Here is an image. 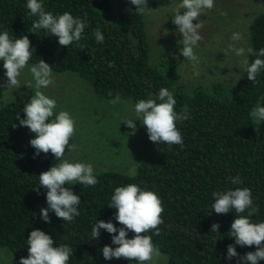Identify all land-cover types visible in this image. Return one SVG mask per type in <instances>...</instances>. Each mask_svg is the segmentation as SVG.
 Wrapping results in <instances>:
<instances>
[{
    "label": "trees",
    "instance_id": "trees-1",
    "mask_svg": "<svg viewBox=\"0 0 264 264\" xmlns=\"http://www.w3.org/2000/svg\"><path fill=\"white\" fill-rule=\"evenodd\" d=\"M167 2L154 0L153 4ZM42 3L54 16L67 11L86 20L87 26L79 42L61 46L58 37L45 29L29 31L38 17L29 14L27 0H0V32L7 30L12 39L29 37L33 51L28 63L37 64L43 59L57 73L77 74L103 97L119 94L120 98L138 102L156 98L161 88H167L176 100L175 111L179 113L186 105L190 118L176 121L184 146L157 144L158 156L141 160L133 175L105 170L94 173L98 180L95 186L79 182L65 185L80 196V215L67 222L50 210L49 223L40 218V209L47 207V189L39 186V174L60 160L51 152H41L33 158L35 149L30 140L35 133L19 126L16 119L18 114L24 118V105L14 101L2 105L0 248L10 249L20 262L21 257L28 256L30 232L38 228L53 238L54 247L67 244L72 248L68 264H137L103 257L104 245L117 247L106 230L101 229L98 240L91 239L97 220H111L118 229L122 227L115 219L117 209L108 204L116 187L136 184L142 190L154 191L161 199L164 211L159 234L150 230L145 235L151 236L153 245L166 255L169 264H237L238 257L227 259L229 244L240 256L255 251V245L240 246L230 236L232 222L237 215L246 216L247 210L242 214L234 210L216 214L212 210V193L237 187L251 189L253 204L259 211L250 220L264 221V136L250 116L264 97V69L258 74L257 83L249 81L244 70L233 93L221 81L209 86L185 82L180 80L178 64L170 55L164 54L154 62L146 10L144 14L137 13L131 0ZM97 28L104 36L102 44L95 40ZM245 46L254 51L264 48V10L251 20ZM245 56L249 63L256 58L247 50ZM69 144H73L71 139ZM237 175L242 181L238 185L230 179ZM37 187L39 193L34 190ZM214 222L219 224L217 232H211ZM133 235L128 232V238ZM258 264H264V260Z\"/></svg>",
    "mask_w": 264,
    "mask_h": 264
},
{
    "label": "clouds",
    "instance_id": "clouds-1",
    "mask_svg": "<svg viewBox=\"0 0 264 264\" xmlns=\"http://www.w3.org/2000/svg\"><path fill=\"white\" fill-rule=\"evenodd\" d=\"M135 5L136 12L144 14L148 8L147 0H131ZM29 14L37 16L33 21L30 32L36 33L40 29L47 30V33L58 37V43L61 46L68 47L74 41L79 42L82 38L87 22L84 19L74 17L70 12H64L60 15L45 10L42 0H27L26 4ZM214 7V0H182L177 5L176 14L173 23L177 26L179 33L182 34V45L180 49L185 59L196 61L198 57L194 53V46L203 39L199 30L203 28V23L198 18L205 9L211 10ZM183 9V13L180 11ZM182 13V14H181ZM198 21L193 23V21ZM97 43L104 42V36L99 28L94 32ZM242 34L233 32L232 41H240ZM229 48L235 52L236 56H244V47ZM33 48L27 35L19 36L15 39L10 38L7 30L0 32V60H3V68L7 77L6 87H20L19 77L22 71L28 67ZM247 52L256 56L254 61L249 63L245 58L241 67L247 73V79L257 83V76L261 69H264V48L254 51L248 48ZM226 53V52H225ZM227 54V53H226ZM110 66H114L110 64ZM32 75L34 83L27 85L34 90L29 102L23 107L24 118L18 114L19 126H26L35 137L30 140L31 146L35 149L34 157L41 152L48 154L51 152L56 160L62 162L51 166L48 170L39 174V186L46 188L47 207L40 209V218L50 223L49 211L55 213L63 221L71 222L80 215L78 205L81 198L74 193L71 187H65V184H80L86 186H95L98 183L94 175V167L91 163L70 162L63 159L65 150L68 148L75 151L77 145L69 144L70 139L75 134V121L70 113L61 110L55 113L57 102L55 98H50L41 89H46L54 83L52 76V66L45 60L40 59L39 63L33 64L28 68ZM157 100L159 102H157ZM120 97L110 101L112 104L119 103ZM176 100L173 94L167 88H161L156 98L141 99L135 103V119L122 120L135 134L137 125L134 120H140L146 127L150 141L159 144L161 142L172 145L177 144L183 147V139L180 131L176 127V121H185L190 118L187 106H183L178 113L175 111ZM259 124L264 121V106L256 105L250 113ZM54 117V118H53ZM14 128L16 124L12 125ZM233 184H241L242 181L237 175L231 177ZM34 190L39 193V187ZM215 198L212 210L216 214H226L234 210L236 214H242L247 210V215H237L231 224L230 233L235 239V244L240 246H256L255 251H249L240 256L233 244L227 245V259L238 257L237 264H258L264 260V221L253 223L250 217L258 213L259 208L253 204L251 189L247 187H237L226 191H214ZM109 207H115V219L122 227L119 229L111 220H97L92 226L91 239L100 238L101 229L112 234V244L117 245L113 248L110 245H104L102 248L103 257L106 260L126 259L136 261L137 264H146L160 255L151 236L145 235L150 230H156L159 234L158 226L163 223L162 213L164 211L161 199L151 190H142L136 184L116 187L111 196ZM134 235L128 238V232ZM219 231V224L211 225V232ZM118 232V234H116ZM28 256L20 258V264H68L72 248L67 244H60L54 247L53 238L46 232L34 228L28 238Z\"/></svg>",
    "mask_w": 264,
    "mask_h": 264
},
{
    "label": "rangeland",
    "instance_id": "rangeland-1",
    "mask_svg": "<svg viewBox=\"0 0 264 264\" xmlns=\"http://www.w3.org/2000/svg\"><path fill=\"white\" fill-rule=\"evenodd\" d=\"M153 1L147 0L146 17L154 62L164 54L170 55L178 64L180 80L204 86L221 81L233 93L244 72L240 62L246 56H236L229 45L244 47L246 53L248 27L253 17L264 10V0H214V7L203 10L198 18L204 26L199 30L203 39L194 46V53L198 57L196 61L185 59L180 52L183 47L182 34L172 20L182 0H168L159 6H155ZM180 11L183 13L184 10ZM233 32L241 33L242 39L232 41ZM3 63L0 60V107L12 101L25 105L34 94V90L25 85L34 83L28 70L33 64L28 63V67L22 71L18 78L21 85L16 89L6 87ZM52 76L54 83L41 90L50 98H55V113L66 110L75 121L76 131L71 140L77 148L75 151H67L63 159L91 163L94 173L117 170L133 175L141 160L158 156L157 144L150 141L146 127L140 120H134L137 125L134 135L130 134L132 130L122 122L136 118L134 106L137 101L120 98L121 102L112 104L110 101L116 97L97 94L77 74L52 70ZM260 105L264 106V97ZM257 126L264 136V121L257 123ZM159 252L158 257L146 264H169L166 255ZM0 264L20 262L10 249L0 248Z\"/></svg>",
    "mask_w": 264,
    "mask_h": 264
}]
</instances>
